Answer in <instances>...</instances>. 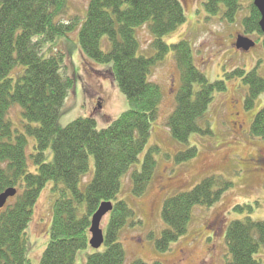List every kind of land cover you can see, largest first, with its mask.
Wrapping results in <instances>:
<instances>
[{
	"label": "trees",
	"instance_id": "1",
	"mask_svg": "<svg viewBox=\"0 0 264 264\" xmlns=\"http://www.w3.org/2000/svg\"><path fill=\"white\" fill-rule=\"evenodd\" d=\"M242 0H207L208 14L223 13L234 21ZM249 1L245 30L262 34L261 15ZM64 0H0V194L15 189L16 195L0 209V264H34L29 257L28 228L41 192L49 182L58 195L53 204L50 239L39 264H125L121 231L138 226L135 210L119 201L123 179L130 174L135 198L143 196L156 173L157 147L146 154L152 125L162 101L159 84L151 81L154 67L173 53L181 74L176 107L167 127L172 138L189 145L195 135H212L207 114L217 93L227 82L240 78L248 87L245 108L252 110L264 92V78L256 70L239 68L210 82L196 66L187 40L168 45L163 38L186 22L180 0H91L83 22L61 20ZM148 25L154 40V55L140 56L137 29ZM80 27V28H79ZM79 28V47L88 64L108 65L129 109L103 129L95 117H81L60 125L65 103L75 86L68 76L67 55L56 44ZM110 45L104 51L103 42ZM21 107L22 123L16 129L11 109ZM253 137L264 138V109L251 125ZM30 139L34 141L30 154ZM196 147L179 151L176 161L197 157ZM95 161V174L82 185ZM34 169V171H32ZM233 184L210 176L192 190L169 197L163 204L166 224L155 248L167 252L184 236L197 206L210 207ZM104 202L114 204L108 215L105 243L90 249L91 219ZM241 210L244 208L239 207ZM239 210V209H237ZM226 243L230 258L224 264H259L256 255L264 247V222L250 217L229 225ZM81 254V258H79ZM131 264H147L136 260ZM161 264V263H155Z\"/></svg>",
	"mask_w": 264,
	"mask_h": 264
},
{
	"label": "rangeland",
	"instance_id": "2",
	"mask_svg": "<svg viewBox=\"0 0 264 264\" xmlns=\"http://www.w3.org/2000/svg\"><path fill=\"white\" fill-rule=\"evenodd\" d=\"M90 1L64 0L61 20L68 22L79 18L83 22ZM180 1L185 8L186 22L164 36L166 44L187 40L193 48L196 66L210 82L222 80L226 73L239 68L246 72L256 69L264 78V35L247 34L245 31V20L250 16L249 1H241L242 8L233 22L223 13L216 16L208 14L205 7L207 0ZM79 28L56 44L58 50L66 53V73L75 81L63 108L60 125L67 126L78 118L93 116L98 129H103L127 111L129 105L109 66L86 62L79 47ZM239 35L255 41V47L249 51L235 48L234 43ZM137 38L139 55H154V37L148 25L137 29ZM109 47L104 39V51H108ZM150 79L160 85L162 101L158 119L152 125L149 143L136 168L140 170L146 154L153 147L158 148L155 154L157 166L153 181L141 197L135 198L132 194L130 174L122 181L118 200L127 202L141 220L136 227L129 222L121 231L120 242L126 252L125 264L136 260L147 264H224L231 257L226 243L229 225L246 217L255 222H264V138L253 137L251 133L255 116L264 109V92L257 98L254 108L247 110L244 103L248 87L240 78L228 81L227 89L217 93L206 117L213 134H195L190 138L189 145H184L172 138L167 127L169 116L176 107V94L181 87V74L173 53L154 67ZM21 112L19 105L10 112L16 129H20L22 123ZM33 146L34 141L30 139V154ZM187 147H196L197 157L178 163L177 153ZM94 174L95 161L91 157L90 170L83 178L82 185L90 181ZM214 175L230 181L233 186L212 206H197L187 233L174 242L169 251L159 252L155 248V241L167 227L162 219L166 199L190 191L202 180ZM53 185V182H49L41 192L27 231L29 257L34 264L40 263L50 239L52 209L58 197L52 191ZM108 220L106 216L101 223L104 232ZM93 250L83 251L84 258ZM83 256L79 254V258ZM256 258L259 264H264L263 246Z\"/></svg>",
	"mask_w": 264,
	"mask_h": 264
},
{
	"label": "water",
	"instance_id": "3",
	"mask_svg": "<svg viewBox=\"0 0 264 264\" xmlns=\"http://www.w3.org/2000/svg\"><path fill=\"white\" fill-rule=\"evenodd\" d=\"M254 6L258 9L261 20L259 26L261 31L264 33V0H254ZM235 47L240 50L249 51L255 47V42L247 37L239 36L235 43ZM17 191L15 189H9L4 193L0 194V209L4 208L8 203L9 199L16 195ZM114 205L112 202H104L100 205L97 212L93 215L91 219L90 228V246L94 250H99L105 243L104 231L101 228V223L103 219L113 211Z\"/></svg>",
	"mask_w": 264,
	"mask_h": 264
}]
</instances>
